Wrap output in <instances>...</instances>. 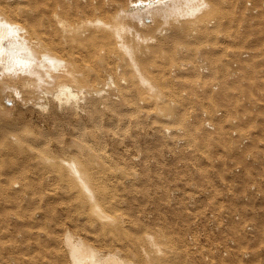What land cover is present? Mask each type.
I'll use <instances>...</instances> for the list:
<instances>
[{"label":"bare ground","instance_id":"bare-ground-1","mask_svg":"<svg viewBox=\"0 0 264 264\" xmlns=\"http://www.w3.org/2000/svg\"><path fill=\"white\" fill-rule=\"evenodd\" d=\"M239 1L143 0L144 6L134 7L141 0H0V197L13 201L24 218L25 241L17 243L21 246L16 251L37 247V252L29 253L19 264L182 263L185 250L181 246L170 249L162 235L167 230L146 218L151 205L146 206L145 201L154 198L155 202L157 195H165V189L159 194L141 185L157 181L148 166L154 156L148 150L167 147V137L175 134L183 138L181 128L185 127L177 128V122L170 121L174 118L186 126L184 144L177 139L179 157L185 153L186 143L222 141L219 121L223 107L214 114L196 111L195 106L185 109L179 100L187 97L186 90L178 92L180 99L173 93L167 95V85H174L167 72V23L173 19L178 24L176 37L194 39L203 47L192 52L182 47L177 52V68L169 71L176 73V79L196 72L195 88H213L219 81L208 84L203 78L225 69L227 62L216 44L215 37L222 33L218 35L210 25L216 20L215 27L223 25V19L233 14L224 7ZM245 5L251 12L259 10L252 0H246ZM263 11L251 13L252 18L245 17L246 21H253ZM184 18L188 20L180 22ZM246 48L241 57L256 52ZM259 53L264 59V46ZM229 75L242 77L237 59ZM7 97L24 110L37 108L40 115L33 119L20 110L16 117H9ZM242 100L249 110L258 108L247 95H242ZM241 111L243 114L230 119V134L238 139V150L249 158L252 138L239 129L249 112ZM148 121L152 122L149 136V129L140 138L128 128L131 122L149 125ZM142 143L145 148L140 147ZM129 145L137 146L132 150ZM143 149L146 151L141 154ZM185 157L192 158L186 153ZM213 165L218 168L221 163L214 160ZM230 165L234 173L244 171L233 160ZM204 172L197 169L198 182L205 181L200 177ZM206 192L214 195L216 190ZM140 193L142 216L125 211V207L135 206ZM226 195L231 196V191ZM238 200L254 204L244 210L237 204L223 211L225 225H241L236 218L250 214L244 228L252 234L256 228L252 216L264 217V206L257 204L264 201L260 175ZM195 202L192 199L189 204ZM216 215L211 210L205 220L195 222L206 237L208 228L219 226ZM42 216L52 217L54 225L63 217L72 230L42 229ZM191 244L193 247L185 245L189 251L200 252L208 260L206 238H191ZM44 246L51 247L46 263ZM209 246L214 261L235 256L237 250L235 245L227 255L228 251L214 243ZM219 253L215 260L212 254ZM239 255L244 261L247 253ZM0 264L18 261L0 260Z\"/></svg>","mask_w":264,"mask_h":264},{"label":"rangeland","instance_id":"rangeland-1","mask_svg":"<svg viewBox=\"0 0 264 264\" xmlns=\"http://www.w3.org/2000/svg\"><path fill=\"white\" fill-rule=\"evenodd\" d=\"M245 1L242 0L241 2L239 1L233 5L224 7L225 10L233 11V14L223 19V25L215 27L217 20L210 25V28H213L218 35L222 33V36H216L215 38L217 48L226 51V54L222 50L219 52L225 56L224 60L227 62V65L225 69L203 78L208 84L210 81L213 84L216 79L219 81L218 86L213 84V88L212 86H207L205 87L206 90L195 88L192 84L198 74L196 72L190 75L182 74L177 79L175 77L176 73H171V70L177 68L176 64L180 58L177 52L182 47L187 49L186 51L189 50L191 52L203 47L202 44H199L194 39L189 41L188 39L184 40L183 37H176L174 30L178 24L173 19L167 23V32L170 31V34L167 35V58H169L167 60L169 63L167 64V72H170L168 76L174 81L172 87H169L170 83L167 85V95L173 93L174 96L180 99L178 92L182 89L184 91L186 90L187 97L179 100L181 101V106L185 109H191V106H195L196 111L201 112L202 110H207L210 114H214L216 109L223 107V115L221 116V121H219L220 131L223 133L222 141L217 140L216 142L213 141L212 143L205 144L198 141L197 144L193 143L194 145L186 143L185 153L191 155L192 158L185 157V153L182 154V157H179L178 149L181 146L178 145L177 139L180 138L183 140L180 145L184 144L186 135L183 133V130L185 131L186 126L184 122H178L174 118L170 121L177 122V128L179 126L182 127V125L185 127L181 128L183 138L177 137L175 134L173 137H167V147L154 146L152 150H148V153L154 155L148 166L153 169L151 172L153 175H151L157 181L151 184H140L148 186L150 191H158L159 194L165 189V195L163 197H158L157 195L155 202L154 198H151L150 201H145L146 206L151 205V213L146 218L152 222H156L157 226L161 225L158 228L161 229L163 226L167 230L162 235L167 237V244H169L170 249L181 246L180 248L185 250L181 264H264V217L252 216V219L256 223V228L250 234L244 228L250 214H241L236 218L241 225L233 223L231 227L225 225L223 214V211L228 210L231 206L235 207L237 204L241 210L254 204L238 200V197L248 191L249 183L257 175H260L264 180V59L262 54L259 53L264 46V11L254 17V20L249 23L245 18L251 19V13L256 14L263 10L264 4L261 3L264 0H252L253 3L259 4V10L257 12L249 11L245 5ZM77 13L78 16H87L82 12ZM217 15H220V12ZM187 20L188 18H184L180 22ZM246 47L253 48L256 52L246 58L241 57L240 53L242 50L247 49ZM235 59L239 61L242 67V77L239 79H234L230 75L228 76V71L230 73L232 62ZM169 68H171L170 71ZM260 68L262 69L259 70ZM211 91L214 93H211ZM202 92H205L202 94L204 96L199 95ZM244 94L257 102L258 108L256 110L251 111L244 105L242 100V95ZM7 103L8 109L6 114L9 117H16L20 110L25 112L27 117L34 116L33 119H36L41 113L37 108L29 111L24 110L11 98L8 99ZM241 110H247L249 112L247 118H243L239 123L240 133L248 132L252 138L247 152L250 155L249 158H246L245 152L238 150V139L230 134V119L236 113L243 114ZM106 114V109H104V115ZM198 118L200 119V117ZM147 123L149 125H136L131 122L128 128L132 132H135L138 137L142 138L148 129L150 131L148 136L152 134V122L148 121ZM136 146L132 147L129 145L128 147L134 150ZM107 147L109 146L107 145ZM140 147L145 148V143H142ZM145 151L143 149L139 152L142 154ZM203 154L205 155L204 157L201 156ZM214 160L216 163H221L218 168L214 167ZM231 160L240 164L244 168V171L240 174L232 172ZM197 169H205L204 174L200 176L205 181L201 179H199V182L197 181ZM158 175L160 177H157ZM208 189L216 190V193L207 196L206 190ZM227 190L231 191V196L226 195ZM137 196L139 199L134 201L135 206L125 207L124 210H127L128 213L132 211L134 214L142 216L141 209L138 206H140L139 201L142 202L144 199L141 197V193ZM192 199H195L196 202L190 205L189 202ZM157 202H160L159 206L156 204ZM0 204V260L5 262L9 259H15L19 264V261L21 262L25 256H29V253L31 255L32 252H35L37 247L29 246V251L24 252L25 254L23 251H16L17 246H21L17 243L25 241L24 233L26 225H23L24 218L18 212V207L15 206L13 201L0 197ZM257 204L264 206V201L258 202ZM211 210L217 213L216 218L219 226L217 229L208 228L206 237L203 230L195 222L205 220L208 211ZM35 216L39 218L40 214L37 213ZM60 216H63V214ZM42 219L44 222V224H40L43 226L42 229L50 230L56 227L61 228L60 230L62 228L72 230V226L63 217L61 221H58L59 224L57 225H54L55 221L52 217L42 216ZM257 231L258 233H256ZM57 232L61 233L62 231L57 229ZM247 234L252 236V238L248 239ZM191 238H206L209 245L214 243L225 252L228 251L227 255L230 254L229 250L235 245H237V250L233 251L235 256L230 254L225 259L226 261H223L221 257V259L217 260L220 253L212 254L213 258L217 260L214 261L211 258L212 247L207 245L208 260H206L204 254L200 252L197 254L190 249L191 253L186 248V244L193 247ZM47 243L50 244L49 242ZM50 248L46 247L43 249V252L46 253L43 255L44 263L49 258L47 252L51 250ZM240 253H247L244 261L240 260Z\"/></svg>","mask_w":264,"mask_h":264},{"label":"snow or ice","instance_id":"snow-or-ice-1","mask_svg":"<svg viewBox=\"0 0 264 264\" xmlns=\"http://www.w3.org/2000/svg\"><path fill=\"white\" fill-rule=\"evenodd\" d=\"M149 2H151V0H149ZM142 6H144L143 5V0H141V3L140 4L134 5V7H142Z\"/></svg>","mask_w":264,"mask_h":264}]
</instances>
